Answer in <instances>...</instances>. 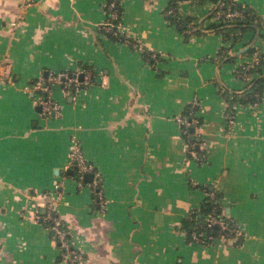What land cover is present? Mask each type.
Returning <instances> with one entry per match:
<instances>
[{"label": "crops", "instance_id": "crops-1", "mask_svg": "<svg viewBox=\"0 0 264 264\" xmlns=\"http://www.w3.org/2000/svg\"><path fill=\"white\" fill-rule=\"evenodd\" d=\"M171 1L121 0V40L102 28L106 0H0V264H56L50 212L81 264H264V95L239 106L232 133L223 97L248 84L238 67L255 64L251 48L264 52V0H233L262 35L231 42L211 1ZM59 73L79 88L46 81ZM38 78L48 93L28 89ZM39 95L60 114L42 117ZM194 99L187 138L177 117ZM71 136L101 175L103 204L75 180ZM203 186L239 234L188 239L182 221L209 197Z\"/></svg>", "mask_w": 264, "mask_h": 264}, {"label": "built area", "instance_id": "built-area-1", "mask_svg": "<svg viewBox=\"0 0 264 264\" xmlns=\"http://www.w3.org/2000/svg\"><path fill=\"white\" fill-rule=\"evenodd\" d=\"M180 1V0H176ZM234 4V3H233ZM218 8L214 11L213 17L216 22H220L224 20L226 23L229 22V24H234L233 20L237 21L239 19H242L244 14L241 9L235 8L232 3L230 5H226L224 7V3L220 2L216 4V6L213 5L214 8ZM113 2H110L108 4V8L111 9V13L108 16V19L106 22L102 25V28L105 31H110L115 35L123 34L119 31V29L114 27L112 20L117 17L116 11L112 9ZM168 14H175V11L173 8H170L167 10ZM196 30V27H189L187 29L188 32L193 33ZM124 40V39H123ZM228 40L233 41V37H229ZM134 46H137L134 43ZM152 57H155V54L151 55ZM252 67V64L248 63H242L239 65L238 69L241 73H243V76L246 78L247 82L251 80L252 76L249 72V69ZM3 74V72L0 71V75ZM87 78V76H86ZM45 79L38 78L33 82V84L28 87L29 90L35 91L37 89L44 88L47 93L49 92V88L47 86V83H43ZM87 79L86 81H88ZM46 81H52V82H59L63 85L64 88H68L71 82L75 83V90L79 88V81L77 78L72 77L71 75H68L67 73H59L57 75L50 74L46 78ZM45 84V85H44ZM38 103L41 106V113L40 115L42 117H45L46 115L50 113H54L56 115L60 114L61 112V106L58 104L54 99H52L49 95L46 96H38L37 98ZM198 100L194 99L188 106V109L184 111V113L177 117V121L181 126L182 134L185 135L187 138L190 136V128L197 127L200 123L198 116L196 115L195 109L198 106ZM259 101H253L250 103H247L250 107L257 108L259 106ZM240 104L233 103L232 106H229V103L227 102V109L224 113V119L226 122V127L228 128V132L232 133L235 129L237 117L236 113L239 108ZM70 163L74 166V172H75V180L79 186L86 185L90 189V192L92 195L100 201L101 204H103V195L102 191L100 189V181H101V175L98 170L95 169L94 165L86 159V156L84 155V152L82 150L81 143L78 138L75 136H71L70 138ZM86 173L92 174V179L88 182L84 181V175ZM58 184L55 185V189L57 190ZM209 197H213L215 195V192L212 190L208 192ZM44 221L49 223L48 229L50 231L52 239L57 243L59 248V256L57 259L56 264H81L82 263V256L80 250L72 244V240L70 237V231L67 227V224L54 212H50L45 218ZM204 221L206 222V225L208 227L212 225L219 226V232L220 235L224 234H239V227L236 223L232 222L230 219L223 216L222 213H219L218 215H213L208 213ZM200 225H196L195 228H199ZM224 230V231H223ZM190 239L192 241L200 242V243H207L210 240L214 239L211 235L204 236L202 232H198L197 230H194L191 233Z\"/></svg>", "mask_w": 264, "mask_h": 264}, {"label": "trees", "instance_id": "trees-1", "mask_svg": "<svg viewBox=\"0 0 264 264\" xmlns=\"http://www.w3.org/2000/svg\"><path fill=\"white\" fill-rule=\"evenodd\" d=\"M173 1L175 0H172L170 5L174 4ZM194 1L198 3L199 2L204 3L206 1H211L214 6H216V4L220 2H223L224 7L232 3V5L235 8L241 9L243 11V14H244L243 18L237 21L233 20V22H235L234 24H229V22L226 23L224 20L218 22L217 23L218 25L215 24V26H218L223 36H225L226 38L232 36L233 39H236V37L240 34V32H244L246 29L251 28V27H253L255 31H258L259 34L262 35L261 34L262 24L260 23V21H256L255 23V19L257 18V16L252 14V11L249 7L234 3L233 0H194ZM110 2H113L112 9H114L117 14V17L115 19H111L114 27L116 28L117 24L120 22V19L122 17V12H123V9L121 6V0H106L105 8H106V12L108 16L111 13V9L108 8V4ZM217 8L218 6L216 8L213 7V9L211 10L212 14ZM168 15L170 19L176 20L173 17V15L171 14H168ZM181 22L185 24V22L183 21ZM108 35L114 39L115 38L121 39V40L124 39V34L115 35L109 31ZM250 51L255 53L256 62L249 69V72L250 74L255 73L256 76H252L249 83L241 91H227V90L223 91V97L225 101L229 103V106H232L233 103L242 105V104H247L253 101L260 102L264 95V74L262 73V67L264 66V52L258 51V48L255 50L254 48H251ZM224 54H225V50L222 51L220 56L222 55L224 56ZM75 175L76 174L74 172V176ZM203 188L206 189L208 192L210 191V187L208 186H203ZM212 190L215 192V195L213 197H207L206 200L202 202L199 208H195L194 210H192V212H190L188 217L182 221V229L185 231L188 239H190L191 233L194 230H197L198 232H202L204 236L211 235L212 237H216L220 235L219 226L212 225L208 227L206 225V222L204 221V218L208 213L213 214V215H218L219 213H221V208L219 206V201H220L219 194L216 192V190L214 189ZM223 216L226 217L225 215ZM196 225H200V227L195 228ZM46 226L48 227L49 223L46 222Z\"/></svg>", "mask_w": 264, "mask_h": 264}, {"label": "water", "instance_id": "water-1", "mask_svg": "<svg viewBox=\"0 0 264 264\" xmlns=\"http://www.w3.org/2000/svg\"><path fill=\"white\" fill-rule=\"evenodd\" d=\"M47 74H46V72H45V76H46ZM45 85V84H44ZM69 172H71V173H73V168H69ZM84 179L86 180V181H90L91 179H92V174L91 173H86L85 175H84Z\"/></svg>", "mask_w": 264, "mask_h": 264}, {"label": "rangeland", "instance_id": "rangeland-1", "mask_svg": "<svg viewBox=\"0 0 264 264\" xmlns=\"http://www.w3.org/2000/svg\"><path fill=\"white\" fill-rule=\"evenodd\" d=\"M226 104H227V101H226Z\"/></svg>", "mask_w": 264, "mask_h": 264}]
</instances>
